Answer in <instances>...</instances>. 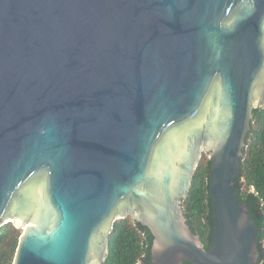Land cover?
I'll return each instance as SVG.
<instances>
[{
	"label": "water",
	"instance_id": "obj_1",
	"mask_svg": "<svg viewBox=\"0 0 264 264\" xmlns=\"http://www.w3.org/2000/svg\"><path fill=\"white\" fill-rule=\"evenodd\" d=\"M264 108V0H0V228L13 264H103L116 220L154 236L151 264H257L239 200ZM212 158L209 249L188 224Z\"/></svg>",
	"mask_w": 264,
	"mask_h": 264
},
{
	"label": "trees",
	"instance_id": "obj_2",
	"mask_svg": "<svg viewBox=\"0 0 264 264\" xmlns=\"http://www.w3.org/2000/svg\"><path fill=\"white\" fill-rule=\"evenodd\" d=\"M212 158L204 153L196 170L190 193L184 200V213L192 230L209 249L215 230V213L210 192ZM240 202L248 205L249 214L259 232V259L264 264V108L253 112L251 129L240 171L235 179ZM23 229L13 222L0 228V264H13ZM154 236L151 229L131 216L115 221L110 236L109 253L103 264H151ZM182 264H194L184 260Z\"/></svg>",
	"mask_w": 264,
	"mask_h": 264
},
{
	"label": "rangeland",
	"instance_id": "obj_3",
	"mask_svg": "<svg viewBox=\"0 0 264 264\" xmlns=\"http://www.w3.org/2000/svg\"><path fill=\"white\" fill-rule=\"evenodd\" d=\"M21 229H23L22 227H20Z\"/></svg>",
	"mask_w": 264,
	"mask_h": 264
}]
</instances>
